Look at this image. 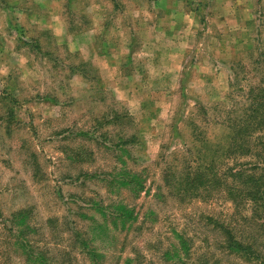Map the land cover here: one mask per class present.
Returning <instances> with one entry per match:
<instances>
[{
	"label": "rangeland",
	"instance_id": "rangeland-1",
	"mask_svg": "<svg viewBox=\"0 0 264 264\" xmlns=\"http://www.w3.org/2000/svg\"><path fill=\"white\" fill-rule=\"evenodd\" d=\"M261 53L264 0H0V264H264L263 207L185 190L254 161Z\"/></svg>",
	"mask_w": 264,
	"mask_h": 264
},
{
	"label": "trees",
	"instance_id": "trees-1",
	"mask_svg": "<svg viewBox=\"0 0 264 264\" xmlns=\"http://www.w3.org/2000/svg\"><path fill=\"white\" fill-rule=\"evenodd\" d=\"M260 56L263 58L261 63L257 62L258 64L264 63V53ZM262 83L263 81L249 89L247 95L250 102L241 108V113L237 117L229 120L232 133L226 155L230 159L231 156H249L253 157L254 161L227 169L223 178L219 179L216 175L207 176L209 173L213 174L214 168L212 167L209 168L208 173H205V176L200 173L194 178L187 176L186 191L192 189L196 192V189L202 185L208 188L219 185L226 189L227 194L234 201L244 199L246 202L254 203L256 214L259 213L258 209L264 208V84ZM115 182L118 183L117 188H128L137 195L145 187L144 181L136 178L134 174H120ZM224 182L228 183L225 185ZM126 215L130 216L131 213L128 211ZM228 234L231 235L229 230ZM229 246L247 254L251 252L254 245L233 239Z\"/></svg>",
	"mask_w": 264,
	"mask_h": 264
}]
</instances>
